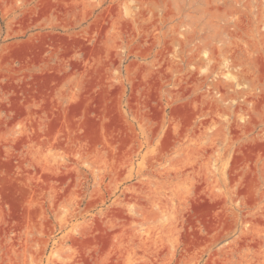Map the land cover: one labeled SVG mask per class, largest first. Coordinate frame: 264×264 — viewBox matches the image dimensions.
Instances as JSON below:
<instances>
[{"label":"rangeland","instance_id":"374dc122","mask_svg":"<svg viewBox=\"0 0 264 264\" xmlns=\"http://www.w3.org/2000/svg\"><path fill=\"white\" fill-rule=\"evenodd\" d=\"M0 264H264V0H0Z\"/></svg>","mask_w":264,"mask_h":264}]
</instances>
